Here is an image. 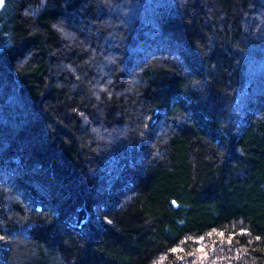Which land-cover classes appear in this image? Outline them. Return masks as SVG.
I'll return each mask as SVG.
<instances>
[{
  "label": "trees",
  "instance_id": "obj_1",
  "mask_svg": "<svg viewBox=\"0 0 264 264\" xmlns=\"http://www.w3.org/2000/svg\"><path fill=\"white\" fill-rule=\"evenodd\" d=\"M0 264H264V0H3Z\"/></svg>",
  "mask_w": 264,
  "mask_h": 264
},
{
  "label": "snow or ice",
  "instance_id": "obj_2",
  "mask_svg": "<svg viewBox=\"0 0 264 264\" xmlns=\"http://www.w3.org/2000/svg\"><path fill=\"white\" fill-rule=\"evenodd\" d=\"M3 3V0H0V4H2Z\"/></svg>",
  "mask_w": 264,
  "mask_h": 264
}]
</instances>
